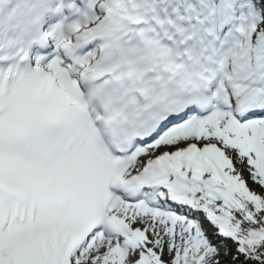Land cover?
I'll use <instances>...</instances> for the list:
<instances>
[{
	"label": "snow or ice",
	"instance_id": "obj_1",
	"mask_svg": "<svg viewBox=\"0 0 264 264\" xmlns=\"http://www.w3.org/2000/svg\"><path fill=\"white\" fill-rule=\"evenodd\" d=\"M0 264H264V0H0Z\"/></svg>",
	"mask_w": 264,
	"mask_h": 264
}]
</instances>
